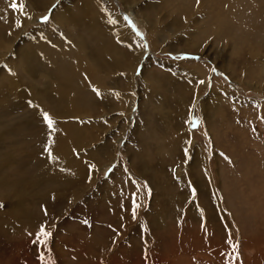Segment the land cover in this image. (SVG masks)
<instances>
[{"label":"rangeland","instance_id":"rangeland-1","mask_svg":"<svg viewBox=\"0 0 264 264\" xmlns=\"http://www.w3.org/2000/svg\"><path fill=\"white\" fill-rule=\"evenodd\" d=\"M12 2L0 264H264V0Z\"/></svg>","mask_w":264,"mask_h":264},{"label":"snow or ice","instance_id":"snow-or-ice-1","mask_svg":"<svg viewBox=\"0 0 264 264\" xmlns=\"http://www.w3.org/2000/svg\"><path fill=\"white\" fill-rule=\"evenodd\" d=\"M10 6L14 10L17 9V8H19L22 11L26 7L25 0H13V2L11 3ZM47 19H48V17L45 16L44 17V20H47ZM110 23H114V21H110ZM17 26L18 27L20 26L19 22H17ZM201 83H203V81H201ZM94 91H96V90L94 89ZM97 95H99V92H97ZM42 116H43V120L47 123L48 128L50 130H53L54 131L55 130L53 128L54 120L49 115V113L43 112L42 113ZM197 123L198 122L196 120H192L191 121V124H192L193 127H196L197 126ZM185 151L187 152V150H185ZM194 191L195 190H193V192ZM133 203H134V206H135V201ZM45 214H47V213H45ZM133 217L135 218V210H133ZM50 236H51V233L45 230V226L44 225H41L40 228H39V230H38V232L36 233V240L34 241V243L38 242V243H40L42 245H46V242H47V240H48V238ZM41 237L43 239H41ZM40 259L42 261L44 260L43 254H41Z\"/></svg>","mask_w":264,"mask_h":264},{"label":"bare ground","instance_id":"bare-ground-1","mask_svg":"<svg viewBox=\"0 0 264 264\" xmlns=\"http://www.w3.org/2000/svg\"><path fill=\"white\" fill-rule=\"evenodd\" d=\"M100 2H101V1H100ZM261 5H262V4H261ZM87 6H88V4H87ZM257 10H259V9H257ZM114 13H115V12H114ZM110 14H111V13H110ZM85 16H86V15H85ZM255 17H256V16H255ZM261 18H262V17H261ZM225 28H226V27H225ZM123 31H124V30H123ZM124 32H125V31H124ZM121 35H122V34H121ZM134 39H135V42H134L135 44L140 43L135 37H134ZM198 41H199V40H198ZM127 44H128V43H127ZM250 55H251V54H250ZM55 60H56V59H55ZM191 62H193V61H191ZM59 65H60V64H59ZM189 67H190V66H189ZM194 67H195L196 69H199V68H202V65H201V67H200V65H198L197 67H199V68H197V67H196V64H195ZM191 68H192V67H191ZM195 68H194V69H195ZM203 68H204V67H203ZM196 69H195V70H196ZM200 70H201V69H199L198 71H200ZM202 70H203V69H202ZM204 70H205V69H204ZM190 74H191V73H190ZM195 75H196V74H195ZM190 76H192V75H190ZM193 77H194V76H193ZM82 80L84 81V79H82ZM195 80H196V76H195ZM84 82H85V81H84ZM86 82H87V80H86ZM200 82H201V81H200ZM190 84H191V83H190ZM192 84H193V82H192ZM186 85H187V84H186ZM193 85H195V83H194ZM205 85H206V84H205ZM170 86H171V85H170ZM203 86H204V85H203ZM187 88H189V87H187ZM79 90H80V89H79ZM189 91H190V90H189ZM190 92H191V91H190ZM187 93H188V92H187ZM78 94H79V93H78ZM78 94H77V95H78ZM77 95H76V96H77ZM77 97H78V96H77ZM173 99H175V98H173ZM68 101H69V100H68ZM212 101H213V100H212ZM219 102H220V101H219ZM80 103H81V102H80ZM81 104H82V103H81ZM81 104H80V105H81ZM161 105H162V104H161ZM69 107H70V106H69ZM69 107H68V108H69ZM160 107H161V106H160ZM160 107H159V108H160ZM163 107H164V106H163ZM165 107H166V106H165ZM214 107H215V106H214ZM214 107H213V109H214ZM216 108H217V107H216ZM64 110H65V109H64ZM214 110H215V109H214ZM65 111H66V110H65ZM65 111H62L63 113H61V114H64ZM216 112H217V111H216ZM64 116H65V115H64ZM180 119H181V118H180ZM199 125H200V124H199ZM200 126H201V125H200ZM197 127H198V126H197ZM47 128H48V127H47ZM55 129H56V128H55ZM45 130H46V133H47V129H46V128H45ZM200 130L202 131V129H200ZM57 131H58V130H56V132H57ZM44 132H45V131H44ZM56 132H55V133H56ZM75 133H76V132H75ZM50 136H51V135H50ZM56 137H60V136H59L58 134H56ZM60 138H61V137H60ZM52 139H53V138H52ZM54 140H55V139H54ZM72 140H74V139H72ZM46 141H47V140H46ZM57 144H58V142H57ZM193 149H194V148H193ZM45 166H46V165H45ZM90 243H91V242H90ZM92 245L96 246L97 243L92 242Z\"/></svg>","mask_w":264,"mask_h":264}]
</instances>
